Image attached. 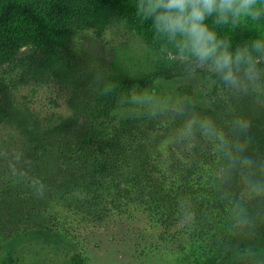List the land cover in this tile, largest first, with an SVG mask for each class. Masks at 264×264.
<instances>
[{
  "label": "trees",
  "instance_id": "1",
  "mask_svg": "<svg viewBox=\"0 0 264 264\" xmlns=\"http://www.w3.org/2000/svg\"><path fill=\"white\" fill-rule=\"evenodd\" d=\"M133 4L134 0H0V94L5 78L14 87L45 71H71L75 31L92 30L100 36L112 26L121 27L145 49L143 64L132 65L117 55L111 69L87 85L71 123L57 127L51 136L30 134L35 171L29 178L47 183L53 198L74 194L79 209L92 220L140 209L159 241H176L184 253H192L190 264H264V202L246 200L254 224L246 231L232 230L229 211L244 194L236 183L218 190L213 179L218 158L208 142L198 139L194 147L175 142L178 118L127 115L126 99L133 87L155 90L158 80L183 77L180 65L166 59L165 42L150 29L151 21L141 23ZM220 31L234 46L242 45L264 34V20ZM197 74L209 79L212 88L207 93L184 90L195 101L194 110L222 127L235 117L243 118L252 137L251 154H264V104L233 98L209 73ZM109 82L116 87L100 95ZM7 117L0 101V122ZM171 131L172 141L162 156L151 142ZM51 168L55 175L46 180L43 176ZM31 238L66 254V264H84L66 235L47 225L16 232L6 240L9 264L19 244Z\"/></svg>",
  "mask_w": 264,
  "mask_h": 264
},
{
  "label": "rangeland",
  "instance_id": "2",
  "mask_svg": "<svg viewBox=\"0 0 264 264\" xmlns=\"http://www.w3.org/2000/svg\"><path fill=\"white\" fill-rule=\"evenodd\" d=\"M72 49L75 65L71 71H45L14 87L8 79L3 81L6 87L0 101L8 117L0 122V264H9L8 238L44 225L65 234L84 264H190L192 253H184L176 241H159L156 229L147 223L140 209L96 221L79 209L74 194L53 198L47 183L43 197L27 189L29 175L35 171L30 162V134L51 136L57 127L71 123L87 85L105 75L117 55L125 56L132 65L144 63V45L117 26L100 36L92 30L75 31ZM1 76L0 69V82ZM211 88L209 79L196 74L193 78L158 80L154 91L176 96L185 95V89L207 93ZM173 133L151 142L158 145L162 156ZM55 172L51 168L43 178L50 179ZM11 256L12 264L67 263L66 254L43 247L33 238L21 242Z\"/></svg>",
  "mask_w": 264,
  "mask_h": 264
},
{
  "label": "clouds",
  "instance_id": "3",
  "mask_svg": "<svg viewBox=\"0 0 264 264\" xmlns=\"http://www.w3.org/2000/svg\"><path fill=\"white\" fill-rule=\"evenodd\" d=\"M133 6L141 23L151 21L150 29L165 42L166 59L180 65L184 78L203 71L233 98L264 104V34L234 46L220 31L264 20V0H134ZM115 87L109 82L99 94L107 95ZM126 103L129 117L180 119L173 137L177 143L194 147L198 139L207 141L218 158L213 172L218 190L236 183L244 194L230 208L229 227L246 231L253 226L245 201L264 202V156L251 154L252 137L243 118L235 117L222 127L197 113L191 96H162L138 86L129 91ZM29 187L32 195H45L46 185L39 177L29 178Z\"/></svg>",
  "mask_w": 264,
  "mask_h": 264
}]
</instances>
